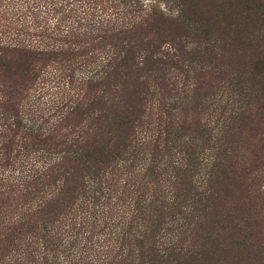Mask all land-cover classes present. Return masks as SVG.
I'll use <instances>...</instances> for the list:
<instances>
[{
	"label": "trees",
	"instance_id": "trees-1",
	"mask_svg": "<svg viewBox=\"0 0 264 264\" xmlns=\"http://www.w3.org/2000/svg\"><path fill=\"white\" fill-rule=\"evenodd\" d=\"M251 42L262 0H0V264H195Z\"/></svg>",
	"mask_w": 264,
	"mask_h": 264
},
{
	"label": "rangeland",
	"instance_id": "rangeland-1",
	"mask_svg": "<svg viewBox=\"0 0 264 264\" xmlns=\"http://www.w3.org/2000/svg\"><path fill=\"white\" fill-rule=\"evenodd\" d=\"M254 44L251 54L264 56V46ZM252 91L258 105L247 114H264V88ZM233 134L236 173L216 188L207 209L212 224L196 237L195 264H264V116L253 115Z\"/></svg>",
	"mask_w": 264,
	"mask_h": 264
}]
</instances>
